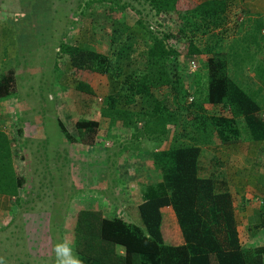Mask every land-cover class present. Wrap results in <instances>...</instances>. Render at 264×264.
Listing matches in <instances>:
<instances>
[{
  "label": "trees",
  "instance_id": "obj_1",
  "mask_svg": "<svg viewBox=\"0 0 264 264\" xmlns=\"http://www.w3.org/2000/svg\"><path fill=\"white\" fill-rule=\"evenodd\" d=\"M144 1L154 13L166 15L176 25V19L172 17L177 14L178 0ZM116 6L123 11L127 8L125 3L113 5L114 8ZM199 7L201 10L183 11L186 14L184 18H198L203 27L209 20L216 24L223 10L216 2H205ZM77 11L80 21L84 11L80 8ZM5 15L7 12H0V33L6 31L11 45L0 44V48H10L12 57L18 48H30L35 39L38 43L50 44L49 50H53L55 55L67 57L68 67L55 60L49 64L50 71L57 70L61 74L68 69L72 72L62 79L54 76L61 90L93 94L84 79L89 80L94 74L107 77L109 92L102 96L98 110L99 117L107 122L121 121L129 127L132 122L136 125L132 118L137 115L139 128L143 129L140 135L152 138L154 143L165 134L169 123L175 127L183 125L180 134H171L168 148H152L149 152L158 179L145 185L140 183L136 211L141 225L116 216L107 218L99 210L81 208L75 212L72 229L74 248L83 264H264V246L242 248L238 242L229 192L216 187L214 174L199 175L200 157H203L201 146L234 141L240 133H245L252 140L264 141V116L260 113L257 93L246 91L227 72L230 58L238 57L246 63L255 58L258 62H253L251 69L257 83L264 89V34L260 33L264 25L261 22H256L250 30L247 28L233 39L240 45L231 44L226 50L212 51L200 49L190 40H184L177 48L164 46L163 40L178 34L183 36L179 24L180 28L174 26L157 38L151 36L149 27L141 18L136 22L140 31L135 32L126 24L124 16H117L118 19L109 16L111 25L120 26L124 33L123 41L115 45L111 50L113 54H110L108 49L101 52L92 47L96 43V24L75 22L72 36L66 40L64 35L60 37L54 31V16H49L51 21L47 24L38 22L35 12L30 9L9 14L14 18H6ZM29 16L35 21L32 22L33 34L21 31L23 27L18 30L20 22ZM194 25L196 27L197 24ZM113 42L114 38H109L108 47ZM202 52H205L203 88L200 87L201 82H185V75L168 70V65L179 58L191 59ZM191 67L194 68L193 60L188 62L189 70ZM0 73L1 102L14 94L15 84L11 70ZM159 89H166L170 103H174L172 106L165 104L166 97H158ZM49 96H46V101L50 100ZM204 102L220 104L227 112L225 115L204 114ZM190 111L193 116L184 115ZM58 124L64 138L72 142L73 138L63 125ZM74 128L80 135V143L92 146L99 129V118L93 116L75 121ZM137 135L130 133L132 138H137ZM13 148L12 138L0 129V196L17 201L24 179L15 172ZM212 161L215 166L220 163L217 157ZM164 206H169L174 214L183 238L181 245L166 244L162 240L160 208ZM54 214L53 206L50 221L54 220ZM128 214L133 215L130 209Z\"/></svg>",
  "mask_w": 264,
  "mask_h": 264
},
{
  "label": "rangeland",
  "instance_id": "obj_2",
  "mask_svg": "<svg viewBox=\"0 0 264 264\" xmlns=\"http://www.w3.org/2000/svg\"><path fill=\"white\" fill-rule=\"evenodd\" d=\"M87 2L89 3L85 4ZM122 3H125L127 7L124 11L118 6L113 7L114 4ZM77 8L84 11L80 21L77 17ZM26 9L35 12L38 22L48 24L51 21L50 17L54 16V31L60 37L64 35L66 40L72 36L75 22L79 21L78 23L82 25H87L88 22L96 24L98 26L97 35H95L96 43L92 47L101 52L108 49L107 53L110 54H113L111 50L115 49L114 46L123 41L124 33L121 32L120 26L111 25L109 16L117 18V16H125V12H128L127 14L134 12L149 27L151 36L161 38L166 33L165 25H163L166 15L154 13L141 0L137 2L132 0H0V12H7L4 16L6 18H14L9 14L14 15ZM46 13L47 16H45ZM172 18L176 19V25L170 19L172 27H181L183 30V36L178 34L163 40L164 46L173 48L180 46L185 42L184 40H190L200 49L226 50L231 44V46L240 45L233 39L238 38L239 34L247 28L250 30L254 26L244 19L240 20L239 16L221 15L217 19V25H213L209 20L204 27L199 24L202 21H198V18L181 20L176 15ZM32 22L35 21L30 16L23 19L18 25V30L20 31L23 27L24 30L21 31L33 34ZM194 24H197L196 27ZM261 31L263 35L264 32ZM5 32L3 30L0 33V44L10 46L11 41L6 37ZM111 37L114 38V42L112 47H108ZM31 44L27 49L26 47L18 48L19 51L14 53L13 57L10 48L7 50L0 48V72L11 70L15 84L14 94L0 102V129L13 140L15 172L24 179L18 191V200L14 201L10 198V209L0 215V258H3L5 264H54L53 245L55 243L61 239H68L75 246L72 229L74 215L79 208H88L92 204L97 202L101 204L103 201L109 204L111 198L117 196L116 194L126 191L130 192L129 198L133 201L137 197L135 192L142 183L145 185L158 179L156 173L150 170L153 168L148 155L154 141L144 134L140 135L143 129L139 128L138 116L130 117V120L133 117L132 120L136 122V125L132 122L129 127L121 121L107 122L106 119L99 117L101 92L108 89L105 76L94 74L89 80L84 79L91 85L93 94H85L73 89L63 91L56 84L57 80L54 76L58 79L64 76L57 75V70L50 71L49 64L53 60L62 63L67 57L61 54L55 55L53 50H49L50 44L46 42L38 43L35 39ZM204 59L205 52L191 59L179 58L177 62L168 65V70L185 75V82H199V84L201 82L200 87L203 88ZM190 60L194 61L192 70L188 68ZM255 61L257 60L253 58L252 62ZM244 63L238 57L230 58L227 72L238 83L245 82L247 91L256 92L257 101L262 105L264 98L261 97V88L252 69L246 68ZM157 94L158 97H166L164 99L166 105L174 104L170 103L166 89H159ZM47 95H50V100L46 101ZM203 106L204 114L225 115L227 112L219 104L208 105L204 102ZM184 115L193 116V113L185 112ZM93 116L99 118V129L94 143L92 146L81 144L74 122ZM58 122L73 138L72 142L66 140L61 134ZM172 124L169 123L166 126L162 140L170 137L172 133L180 134L183 125L177 124L175 127ZM240 128L243 130L242 126ZM130 133L139 136L132 138ZM138 172L143 176L136 179L135 174ZM144 179H146L145 182L142 181ZM58 195L60 198H56ZM118 198L114 200L118 202ZM53 206L56 214L52 216L54 220L50 221ZM131 207L134 210L133 223L141 225L134 204Z\"/></svg>",
  "mask_w": 264,
  "mask_h": 264
},
{
  "label": "crops",
  "instance_id": "obj_3",
  "mask_svg": "<svg viewBox=\"0 0 264 264\" xmlns=\"http://www.w3.org/2000/svg\"><path fill=\"white\" fill-rule=\"evenodd\" d=\"M132 1L136 2L137 0ZM141 2L146 3L144 0H141ZM205 2L220 3V7L223 8L220 16H239L240 20L244 19L248 21V24H255L259 21L264 25V0H178L176 3L177 14L175 15L183 20V18L186 17L183 11L194 9L201 10L199 6ZM127 13L128 12H125L126 15L124 16L126 24L128 26L130 25L131 29L134 28L135 32L136 30L140 31L136 23L139 19L138 15L134 12ZM163 23V25H165V31L172 28L167 17L164 18ZM262 30L264 31V27ZM67 60L68 59L63 60V62L64 65L68 67ZM252 63V61L245 62L244 66H246V68H251ZM250 72L249 75L252 73ZM60 73L66 77L71 71L67 69L65 72L62 71ZM230 78L237 84L242 85L246 90L245 82L241 84L238 83L234 77ZM105 79L108 84L106 76ZM259 87L262 91L260 92L262 94L261 97L264 98V89H262L260 85ZM108 92V89H104L101 95H106ZM260 113L264 116V101H262V105L260 104ZM164 136L165 134L158 137L156 143H153V150L166 149L170 146L169 138H171V136L162 140ZM201 147L203 157H200L201 169L199 175L207 176L211 173L214 174L216 187L218 189L225 188L229 192L240 246L242 248L264 246V141L252 140L245 133H240L237 140L227 143L214 142L213 144ZM213 156L215 158L217 157L218 162H220L217 166L213 164ZM134 157L137 156L134 155ZM137 158L139 159V157ZM135 160L137 159L135 158ZM151 170L155 173L154 169ZM138 173L135 174L136 179L143 176V174ZM133 174L134 173H132V175ZM146 179L142 181L145 182ZM140 192V187H138L137 192H135L137 196L134 199L136 200L135 203L129 198L130 192L126 191L116 194L117 196L115 198L119 197L118 202L114 200L115 198H111L112 200L109 204H105L104 201H101V204L97 202L88 208L83 207L82 209L99 210L101 214L107 218L116 216L126 222L135 224L133 223L134 214L132 213L133 215L130 216V214H128V209H130L131 212L134 211L131 205L134 204L136 208V204L140 200ZM10 203V198L7 196H0V215L4 211L10 209ZM103 207L110 208L104 209ZM160 214V230L163 242L174 246L181 245L183 243V238L171 208L169 206L160 208ZM213 263L214 262H212V264Z\"/></svg>",
  "mask_w": 264,
  "mask_h": 264
},
{
  "label": "clouds",
  "instance_id": "obj_4",
  "mask_svg": "<svg viewBox=\"0 0 264 264\" xmlns=\"http://www.w3.org/2000/svg\"><path fill=\"white\" fill-rule=\"evenodd\" d=\"M54 264H83L82 259L74 250L71 240L61 239L53 245ZM0 264H5L0 258Z\"/></svg>",
  "mask_w": 264,
  "mask_h": 264
},
{
  "label": "built area",
  "instance_id": "obj_5",
  "mask_svg": "<svg viewBox=\"0 0 264 264\" xmlns=\"http://www.w3.org/2000/svg\"><path fill=\"white\" fill-rule=\"evenodd\" d=\"M261 32H264V31L262 30ZM190 64H191V62H190Z\"/></svg>",
  "mask_w": 264,
  "mask_h": 264
}]
</instances>
